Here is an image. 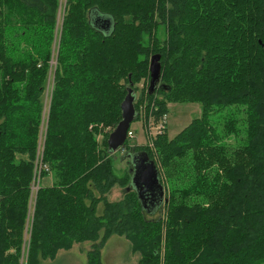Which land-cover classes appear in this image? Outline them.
I'll return each instance as SVG.
<instances>
[{
  "label": "trees",
  "instance_id": "obj_1",
  "mask_svg": "<svg viewBox=\"0 0 264 264\" xmlns=\"http://www.w3.org/2000/svg\"><path fill=\"white\" fill-rule=\"evenodd\" d=\"M60 7L0 0V264H20L28 237L27 264L83 241L87 264H104L113 235L140 253L136 264H264V0H66L61 22ZM129 88L134 121L146 102L164 125L155 151L129 136L118 149L161 168L159 217L108 142ZM180 102L202 115L170 139L169 104ZM234 105L221 131L212 116ZM240 111L246 137L233 149L222 140L238 133ZM40 167L52 183L33 197ZM116 185L125 192L110 200Z\"/></svg>",
  "mask_w": 264,
  "mask_h": 264
},
{
  "label": "rangeland",
  "instance_id": "obj_2",
  "mask_svg": "<svg viewBox=\"0 0 264 264\" xmlns=\"http://www.w3.org/2000/svg\"><path fill=\"white\" fill-rule=\"evenodd\" d=\"M65 6L66 0H61V7L58 12L59 21L61 22L65 15ZM131 20L132 18L129 16L127 18ZM1 76V72H0ZM142 86V84H141ZM52 88V86H51ZM50 91V85H48V93ZM135 102L139 97V91L134 92ZM147 103L145 102L140 107V116L139 119L133 121L131 124V130L133 131L134 135L133 138H129L132 143L135 145H146L152 150L155 151L154 146V139L157 135V128L154 125L152 114L147 111ZM238 107L243 108V105H238ZM202 104L199 102H180V103H170L169 104V113L167 114V126H168V133L169 138H173L177 133H179L182 129H184L189 123L196 117H200L202 115ZM233 109H236V106H228L223 108L220 112H216L212 116V121L219 124L222 122V125H219L221 131L223 129V121L224 116L227 112H231ZM241 122H239L238 126L239 131L237 134L229 135V137L224 138L222 143L225 145L232 147L233 149L240 147L243 145L245 141V113L240 111L237 115ZM101 139V137H100ZM135 153L130 150H118L117 154L115 155V163L117 171L121 174V171L129 169L131 167L132 156ZM157 155V154H156ZM155 155V156H156ZM133 165V164H132ZM160 166V164H159ZM161 169V168H160ZM159 169V170H160ZM51 176V175H50ZM49 176L39 177L37 176L35 181L36 189L40 185H45L46 181H48ZM165 180V177H164ZM166 182V180H165ZM163 183V182H162ZM164 184V183H163ZM165 186V185H164ZM168 186V185H167ZM125 192V186L116 185L108 194L110 200H119L123 197ZM34 197V196H33ZM165 197H166V188H165ZM33 207V206H32ZM165 214V206L164 203L161 204L158 208H152L148 210V216L150 218L159 217ZM33 216V214H32ZM122 239L123 241H128L129 246L122 247L120 242L117 240ZM90 241H83L80 243H76L75 247L71 249V251L61 250L58 254V257L55 259H46L43 260L42 264H87L88 256L87 252L91 248ZM28 252H29V237L26 243H24L22 258L20 260V264H27L28 260ZM103 254H106L109 257H106L107 261H104V264H136L140 259V253H134L131 249L130 241L127 240L124 236L113 235L108 240L105 248L103 249ZM114 256V257H113ZM103 259V258H102Z\"/></svg>",
  "mask_w": 264,
  "mask_h": 264
},
{
  "label": "water",
  "instance_id": "obj_3",
  "mask_svg": "<svg viewBox=\"0 0 264 264\" xmlns=\"http://www.w3.org/2000/svg\"><path fill=\"white\" fill-rule=\"evenodd\" d=\"M160 55H154L151 59L150 91L153 92L161 79ZM135 96L133 88H129L128 94L122 103L123 119L110 134L109 146L112 151H117L126 143L128 131L136 117ZM133 174L131 184L136 190L143 207L148 211L158 208L165 203V186L161 181L158 165L145 151L132 156Z\"/></svg>",
  "mask_w": 264,
  "mask_h": 264
},
{
  "label": "built area",
  "instance_id": "obj_4",
  "mask_svg": "<svg viewBox=\"0 0 264 264\" xmlns=\"http://www.w3.org/2000/svg\"><path fill=\"white\" fill-rule=\"evenodd\" d=\"M164 125H163V123H161L160 125H157V126H155L156 128H157V133L159 132V130L163 127ZM133 135H134V133H133V131H129V133H128V136L129 137H131V138H133ZM41 167H42V165H41ZM41 167L38 169V173H37V176H39L40 177V174H41ZM39 188V187H38ZM38 188L36 189V187H35V185H34V187H33V191H34V193H33V196H34V194H35V192L38 190Z\"/></svg>",
  "mask_w": 264,
  "mask_h": 264
},
{
  "label": "crops",
  "instance_id": "obj_5",
  "mask_svg": "<svg viewBox=\"0 0 264 264\" xmlns=\"http://www.w3.org/2000/svg\"><path fill=\"white\" fill-rule=\"evenodd\" d=\"M51 183H52V176H49V179H48V181H46L45 185H50ZM117 242H120L119 244H121L122 247L129 246V243H127L128 241H123L122 239H119V240H117ZM102 257H103V261H107L106 257H109V256L107 254H106V256L103 254Z\"/></svg>",
  "mask_w": 264,
  "mask_h": 264
}]
</instances>
